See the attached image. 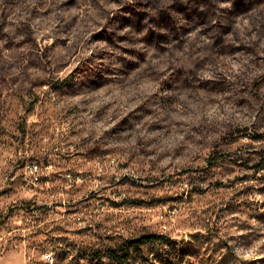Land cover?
Listing matches in <instances>:
<instances>
[{
  "label": "rangeland",
  "instance_id": "374dc122",
  "mask_svg": "<svg viewBox=\"0 0 264 264\" xmlns=\"http://www.w3.org/2000/svg\"><path fill=\"white\" fill-rule=\"evenodd\" d=\"M219 4L0 0V264H264V0Z\"/></svg>",
  "mask_w": 264,
  "mask_h": 264
},
{
  "label": "clouds",
  "instance_id": "9594fccd",
  "mask_svg": "<svg viewBox=\"0 0 264 264\" xmlns=\"http://www.w3.org/2000/svg\"><path fill=\"white\" fill-rule=\"evenodd\" d=\"M212 2H213L214 4H217L218 7H219V6H222V5L219 4V0H212ZM5 31L7 32L8 29H5ZM86 55L91 56L92 53L89 52V53H87ZM108 66H110V67H114V65H112V64H109ZM204 77H206V78H208V79H211L210 77H208V73H207V72L204 73ZM163 90H164V89H161V91H163ZM193 96H195V93L193 94ZM179 99H180L181 101H186V100H188V97L181 95V96L179 97ZM230 99L235 100V99H236V96L233 95L232 97H230ZM181 107H182L185 111L190 112V115H188V116L185 117L186 120H191V119L201 120V119H202L201 115H197V114H196L193 105H191V104H189V105H181ZM204 107H205V105H203V104L200 105L201 112L203 111ZM221 110H222V104H221V105H217V107L213 109V111H221ZM181 139H183V137H181ZM258 257H264V252H260V251H258ZM42 258H43V257H41V259H42ZM242 259H243V260H247L248 257H242Z\"/></svg>",
  "mask_w": 264,
  "mask_h": 264
},
{
  "label": "trees",
  "instance_id": "16d2710c",
  "mask_svg": "<svg viewBox=\"0 0 264 264\" xmlns=\"http://www.w3.org/2000/svg\"><path fill=\"white\" fill-rule=\"evenodd\" d=\"M258 169H264V155L260 158L259 163L257 165ZM1 223V222H0ZM164 236L162 235H156V234H150V235H145L141 237V239L138 241L139 244H147V243H154V242H159L164 240ZM113 258L116 260H120V257L118 256L117 253H110Z\"/></svg>",
  "mask_w": 264,
  "mask_h": 264
},
{
  "label": "bare ground",
  "instance_id": "6f19581e",
  "mask_svg": "<svg viewBox=\"0 0 264 264\" xmlns=\"http://www.w3.org/2000/svg\"><path fill=\"white\" fill-rule=\"evenodd\" d=\"M47 260H48V262H49L50 264H53V263L55 262L54 257H52L51 255H49V257L47 258Z\"/></svg>",
  "mask_w": 264,
  "mask_h": 264
},
{
  "label": "built area",
  "instance_id": "2783aa9c",
  "mask_svg": "<svg viewBox=\"0 0 264 264\" xmlns=\"http://www.w3.org/2000/svg\"><path fill=\"white\" fill-rule=\"evenodd\" d=\"M29 168H31V167H29ZM35 170H37L38 169V167L37 166H35V167H33ZM49 257V255H47V258Z\"/></svg>",
  "mask_w": 264,
  "mask_h": 264
}]
</instances>
